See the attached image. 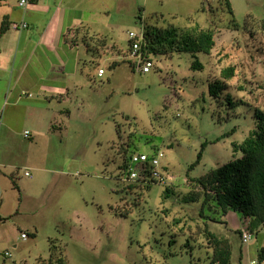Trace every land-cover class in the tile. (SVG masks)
Masks as SVG:
<instances>
[{
    "label": "rangeland",
    "instance_id": "374dc122",
    "mask_svg": "<svg viewBox=\"0 0 264 264\" xmlns=\"http://www.w3.org/2000/svg\"><path fill=\"white\" fill-rule=\"evenodd\" d=\"M232 2L236 29L222 0L72 1L76 20L66 35L81 36L78 83L64 104V92L55 99L65 112H59L51 136L36 144L34 134L22 136L32 143L16 177L25 204L0 223V264H48L51 243L66 264H208L205 226L240 243V212L223 215L212 206L182 201L195 189L186 179L235 158L231 143L253 128L254 108L264 109V0ZM52 8L40 19L38 12L25 19L27 31L38 35ZM80 18L87 28L80 27ZM141 22L175 26L179 33L211 29L215 46L210 54H196L202 69L191 68V53L173 52L154 55L153 67L143 73L132 64L127 40ZM113 60L118 64L110 67ZM229 65L234 75L224 79L220 70ZM216 80L224 89L214 97L208 85ZM204 141L199 163L188 169ZM132 152H162L158 169L165 183L121 191L122 161L125 157L134 167ZM167 185L171 192L165 196ZM26 229L35 235L22 238ZM246 229L252 233L249 245L264 243V225ZM4 252L10 255L3 257Z\"/></svg>",
    "mask_w": 264,
    "mask_h": 264
},
{
    "label": "crops",
    "instance_id": "0c3cea01",
    "mask_svg": "<svg viewBox=\"0 0 264 264\" xmlns=\"http://www.w3.org/2000/svg\"><path fill=\"white\" fill-rule=\"evenodd\" d=\"M42 1L34 0L21 8L17 0H0V223L18 214L25 204L16 177L20 167H24L30 158L27 146L32 143H27L22 136L30 138L34 134L35 144L43 137L51 136L54 122L63 111L54 104L57 96L65 93L60 100L64 104V98L70 96L69 89L77 86L76 72L81 69V63L76 68L75 61L80 55L81 36L77 33L66 35L75 19L74 13L70 15L75 6L73 0H55L52 6L44 5ZM41 7L47 11H40ZM51 8L50 17L42 27H37L41 25L39 19ZM37 12L40 15L35 19H38V30H35L38 35L33 36L27 31L28 24L19 30L11 27L12 23L33 20ZM78 23L80 27L84 26L81 18ZM92 32L101 36L99 32ZM25 130L30 132L28 137L24 136ZM23 174L27 176L25 172ZM23 232L27 235L25 238L35 235L27 229ZM231 245V261L238 264H249L258 259L264 247V243L249 245L241 240L239 244Z\"/></svg>",
    "mask_w": 264,
    "mask_h": 264
},
{
    "label": "trees",
    "instance_id": "16d2710c",
    "mask_svg": "<svg viewBox=\"0 0 264 264\" xmlns=\"http://www.w3.org/2000/svg\"><path fill=\"white\" fill-rule=\"evenodd\" d=\"M222 2L236 29L237 23L230 0H222ZM138 17L141 18L140 14ZM141 23L140 30H142L143 37L139 50L143 57L149 60H152L154 55L189 52L194 58L191 68L202 69L203 65L197 59L196 54H210L215 46L214 33L211 29H197L194 32L179 33L175 26L169 25V27L159 28ZM130 44L128 39V51ZM117 64L118 60H113L110 67ZM220 75L224 79L232 78L234 67L232 65L223 67L220 70ZM208 89L211 96L217 97V93L221 92L224 86L221 81L216 80L209 82ZM225 98L232 105L230 94H226ZM253 116L254 126L248 135L241 142L231 143L235 158L218 165L200 177L187 178V183L191 184V187L194 186L195 189L189 188L182 197L183 202H200L201 208L203 205L212 206L220 210L223 215H226L230 209L237 210L241 213L243 227L245 229L248 227L252 232L264 225V109L254 108ZM116 132L119 137L118 126ZM220 138L221 136L212 142H218ZM207 143V141L201 143L196 159L189 165L188 169L199 163ZM132 154L134 153L132 152L129 156L130 161ZM121 167V173L125 175L121 191L125 193H131L134 188L148 190L152 183L157 182L151 174L152 165L150 161L140 165L134 164V167H131L137 173L133 180L129 179L130 168L127 158H123ZM170 192L171 189L167 185L164 189L165 196H168ZM202 232L207 239L208 248H210L207 253L208 264L233 263L231 261V241L226 237L217 236L209 231L206 226ZM237 233L240 236L241 230ZM54 248L55 246L51 243L48 264H66L63 254H60L61 251L56 254L55 251H52ZM263 256L264 247L260 251L259 258Z\"/></svg>",
    "mask_w": 264,
    "mask_h": 264
},
{
    "label": "built area",
    "instance_id": "2783aa9c",
    "mask_svg": "<svg viewBox=\"0 0 264 264\" xmlns=\"http://www.w3.org/2000/svg\"><path fill=\"white\" fill-rule=\"evenodd\" d=\"M34 0H17V4L19 7L21 8H26L28 5H30L31 3H33ZM11 27L13 29H23L27 27V23L24 21H21L19 23H12ZM143 37V33L142 30L135 32V31H129L128 32V39L130 40L131 44H130V48L128 51V55L130 58L133 59L136 67L139 68V70L143 73L150 71V69L153 67V62L152 60H149L148 58H144L143 55L141 54L139 48H140V42L142 40ZM104 72V70L102 68L98 69V75H101ZM0 122H1V118H0ZM29 131L25 130L24 131V136L28 137L29 136ZM163 156L162 152H158L156 153V155L150 156L146 153H134L131 156V162L134 164H142L145 163L146 161H150L151 165H152V169H151V174L153 176L154 179H156L157 182L160 183H165V178L163 177V175L161 174V172L158 169L159 166V158ZM25 175H28L27 172H25ZM137 176V173L135 172V170L133 168H130V172H129V179L133 180L135 179ZM21 236L23 238H25L27 235L25 232L21 233ZM240 238H241V242L242 243H247L249 240H251L252 238V233L243 228L241 230V234H240ZM6 256H9L10 253L9 252H5L4 253ZM231 264H238V263H231ZM250 264H264V256L261 258H258L256 260H252L250 262Z\"/></svg>",
    "mask_w": 264,
    "mask_h": 264
}]
</instances>
